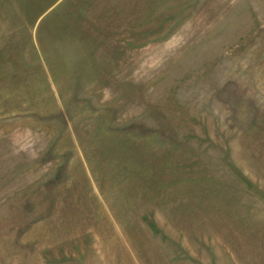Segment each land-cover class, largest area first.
<instances>
[{
  "label": "rangeland",
  "instance_id": "374dc122",
  "mask_svg": "<svg viewBox=\"0 0 264 264\" xmlns=\"http://www.w3.org/2000/svg\"><path fill=\"white\" fill-rule=\"evenodd\" d=\"M0 264H264V0H0Z\"/></svg>",
  "mask_w": 264,
  "mask_h": 264
}]
</instances>
